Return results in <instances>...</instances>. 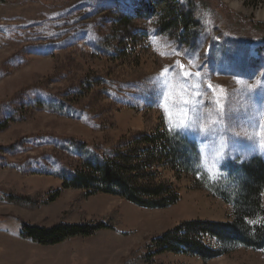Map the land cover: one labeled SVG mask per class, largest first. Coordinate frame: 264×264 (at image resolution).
I'll list each match as a JSON object with an SVG mask.
<instances>
[{"label": "rangeland", "instance_id": "1", "mask_svg": "<svg viewBox=\"0 0 264 264\" xmlns=\"http://www.w3.org/2000/svg\"><path fill=\"white\" fill-rule=\"evenodd\" d=\"M158 127L200 156V178L164 172L179 189L174 206L62 189L87 161ZM252 160L264 162V0H0V264H140L182 222H230L217 196L237 191ZM108 220L113 229L53 247L21 236V223ZM153 261L264 264V250Z\"/></svg>", "mask_w": 264, "mask_h": 264}, {"label": "trees", "instance_id": "2", "mask_svg": "<svg viewBox=\"0 0 264 264\" xmlns=\"http://www.w3.org/2000/svg\"><path fill=\"white\" fill-rule=\"evenodd\" d=\"M175 15V20L185 22L182 15ZM199 160L194 143L158 127L150 134L132 137L112 157L103 158L99 162L87 161L84 172L76 173L71 180L64 182L62 189L82 190L85 197L97 193L107 194L139 208L162 210L174 206L180 200L178 187L164 181V172L171 173L176 181L182 175L200 178L197 174H202V171L196 170L200 166ZM250 163L242 167L243 178L237 191L231 192V197L217 196L232 205L233 216L230 222H182L154 238L151 241V253L142 258L140 264H156L154 257L163 253L191 256L206 263L238 249L264 250V209L261 202L264 162L252 160ZM159 169L162 171L159 172ZM198 188L204 189L201 186ZM61 191L56 190L48 201L57 198ZM24 200L10 198L9 201L23 206L30 203ZM37 205L40 203L35 201L31 207ZM258 218L263 223L250 224ZM110 221L105 224L59 223L49 228L27 226L20 222L21 236L43 247H53L67 240L91 236L98 230L113 229L114 224ZM212 242L216 243L215 247L211 245Z\"/></svg>", "mask_w": 264, "mask_h": 264}, {"label": "snow or ice", "instance_id": "3", "mask_svg": "<svg viewBox=\"0 0 264 264\" xmlns=\"http://www.w3.org/2000/svg\"><path fill=\"white\" fill-rule=\"evenodd\" d=\"M181 69H183V65H181ZM161 75H163V72H162ZM184 75H185V76H188V75H190V74L185 73ZM157 79H159V78H157ZM164 95L166 96L167 93H164ZM185 103H187V101H185ZM161 108H162L163 111H165V119H166V121H167V119H168V113H167L166 109H164L163 104H161ZM181 124H182V126H190V125L185 124L184 121H182Z\"/></svg>", "mask_w": 264, "mask_h": 264}]
</instances>
